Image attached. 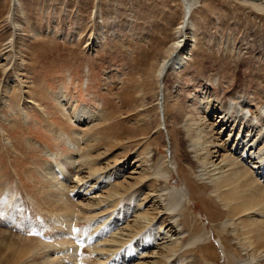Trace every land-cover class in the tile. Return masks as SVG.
Here are the masks:
<instances>
[{
    "label": "rangeland",
    "instance_id": "1",
    "mask_svg": "<svg viewBox=\"0 0 264 264\" xmlns=\"http://www.w3.org/2000/svg\"><path fill=\"white\" fill-rule=\"evenodd\" d=\"M196 1L190 14L196 41L189 47L193 63L165 77L164 116L162 106L156 105L154 74L175 40L185 5ZM248 1L264 5V0H0V264H16L17 251L6 249L18 250L24 238L52 243V248L26 256L24 264H49L46 254L70 248L69 241L57 237L65 234L58 216L65 215L64 201V208H76L77 214L79 207L67 190L70 183L63 192L66 199L60 198L57 168L63 167L60 173L69 181L74 172L64 159L77 150V158L85 152L91 135L99 138L91 151L92 156L98 154L94 164L113 162L121 150L118 139L138 127L150 137V145L139 147L138 153L147 148L150 164L161 170L169 158L177 163L180 148L172 146L171 132L179 139L183 122L196 123L193 118L201 105L205 111L204 106L213 107L238 93L252 114L264 106V10L251 8L244 3ZM174 106L177 111L170 112ZM81 107L88 113L82 112L84 119L78 123L74 117ZM257 118L264 124V112ZM52 131L62 132L67 140ZM178 162L170 174L162 168L159 188L183 185L177 170L186 164ZM166 177L168 184L163 182ZM198 192L207 204L202 207L196 198L183 205L189 217L182 227L198 238L189 247L207 248L200 264H264L263 254L250 257L247 243L255 241V233L248 218L231 213L227 220L221 203L209 199L206 191ZM132 201L127 204L135 207ZM73 216L69 233L83 243L93 235V227L89 231L80 216L78 221Z\"/></svg>",
    "mask_w": 264,
    "mask_h": 264
},
{
    "label": "bare ground",
    "instance_id": "2",
    "mask_svg": "<svg viewBox=\"0 0 264 264\" xmlns=\"http://www.w3.org/2000/svg\"><path fill=\"white\" fill-rule=\"evenodd\" d=\"M190 2L183 9V18L177 26L175 40L170 45L166 58L159 63L154 74L155 83L158 85L156 105L158 109L159 106H162L164 116L166 110L163 101L165 99V77L170 71L175 74L176 71H181L187 63L193 61L190 60L189 47L196 41L191 35L193 23L190 21V14L198 2L191 4ZM244 3L255 10H264V5L249 1ZM177 82L176 79L171 87V93L175 90ZM245 99L238 93L232 94L220 101V104L213 107L204 106V113L201 105L200 113L197 112V119L196 117L193 118L196 123L183 122L184 134L179 139L176 136L174 138V133L171 132L172 146L176 149L179 147L180 151L177 155V163L169 158L162 168H164L165 173L170 174V170L175 169L177 164L179 165V160L184 161L186 167L180 166L178 170L176 169L178 178L183 185L176 188H159L158 183L161 182L160 177L163 176L162 168L160 170L158 167H152L147 148L138 153L139 147L150 145L148 142L150 137L147 132L138 127L134 130L131 129L127 138L118 139L116 142L121 150L115 161L99 164H94L98 154L91 155L93 146H96L97 143L94 144V141L99 138L96 139L94 134L89 136L90 140L91 138L93 140L89 141L87 146L86 142H88L89 137L86 139L84 143L87 146L85 152L77 158L76 155L79 153L77 150L76 154H68L67 158L64 159L66 163L69 162L74 172V176L69 177V181L64 180L63 174L60 173L63 172V167L60 165L57 168L58 171L61 170L58 172L61 178L55 180L60 198H65L63 192H66V186L70 183L71 187L67 190L72 202H76L75 206L78 205L79 212L77 214L76 208L74 210L64 208L68 205H66L67 201H64L61 208L65 209V213H63L65 215L58 216L57 224L61 227V230L59 229L61 235L62 233L65 234L62 235L63 237H57L59 240H62L61 238L66 239L69 242H63H67V246L68 243L71 246L68 249L64 248L59 254H46L48 259L46 256L45 258L48 263L62 264L61 260H64L63 264H90L92 258L97 264H200V261L205 258L204 256H207L205 255L207 248L202 245H196L195 248L189 247L188 245L198 243L195 241L198 238L194 239L186 227L183 229L186 225L185 221L189 217L183 205H186L190 199L196 198L199 203L203 202L202 207L207 204L204 203V198L201 199V195V197L199 196L201 200L197 196L200 189L201 192L206 191L205 194L208 193L211 196L209 199L214 197L215 201L221 203V207L226 211L227 220L230 219L228 216L231 213L232 216L241 215L245 216L246 219L248 218L249 227L255 233V241L246 242L251 248V252L249 249V251L247 250L248 254L250 252V257H256L259 254L264 255V222L261 221L264 219V124H258L259 120L257 121V117H261L264 112V106L257 107L252 114L248 108L249 104L245 103ZM85 110L86 108L81 107L77 111L78 116L75 115L74 118L78 123L84 119L82 112L88 113ZM167 110L166 114H168ZM169 111L174 113L177 109L174 106ZM70 112L73 113V111ZM86 119L88 118L86 117ZM103 119L105 120V118ZM178 120H180L178 116L175 117L176 123ZM86 121L92 122L91 120ZM101 124L103 125V121ZM237 125H239V129L236 128ZM90 128L87 129L90 130ZM242 129L245 131L244 133H241L240 130ZM52 132L62 136L63 140H67L66 135L64 134V136L62 132ZM169 143L168 137L166 144ZM166 148L168 149L167 145ZM129 149H134V152ZM131 153H133L131 157L134 156L133 160L130 157ZM96 175L99 176L94 177ZM168 178L171 179V176ZM169 179L166 177L163 182L168 184ZM166 190L168 192L163 194ZM131 200H133L132 203L135 202V207H130V204H127ZM123 202H126V205L124 204L123 208H119V204ZM178 212L182 214L180 222L176 219L180 214ZM75 214L77 215L75 216ZM70 215L71 217L75 216H73L75 219L73 221H78L80 216V220L85 223L86 229L93 230V235L92 232L91 234L88 233L89 236L83 238V243L80 241L81 239L75 238V233L73 234L71 231L69 233V226L73 227L74 225H69ZM72 227H70L71 230ZM185 233L188 234L187 237H183ZM73 236V241L70 242ZM24 239L21 248L18 250L11 246L6 249V252L11 251V249L14 252L17 251L14 256L16 264L26 263V256H30L41 249H48L52 244L51 241L49 244L40 241L42 244L38 241L29 242ZM25 241L27 244L24 245ZM79 244H83V246L80 247ZM58 245L62 248L63 243ZM186 246L188 247L186 248ZM84 248L89 252L87 255H83L81 250L79 251V249ZM44 252L46 253L47 250Z\"/></svg>",
    "mask_w": 264,
    "mask_h": 264
}]
</instances>
